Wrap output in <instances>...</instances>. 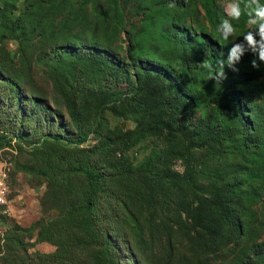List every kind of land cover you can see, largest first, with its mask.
I'll list each match as a JSON object with an SVG mask.
<instances>
[{
	"label": "rangeland",
	"instance_id": "obj_1",
	"mask_svg": "<svg viewBox=\"0 0 264 264\" xmlns=\"http://www.w3.org/2000/svg\"><path fill=\"white\" fill-rule=\"evenodd\" d=\"M30 1L0 0V132L9 136L0 146V171L6 170L8 184V202L0 205V234L14 224L29 226L40 218H54L60 210L84 199V177L48 180L43 173L46 162L32 150L41 144L43 135L59 134L60 130L68 139L66 131L73 132L64 103L68 90L85 84L126 87L108 73L114 68L105 70L100 65L103 60H95L99 55L123 66L140 58L154 72L166 70L169 79L177 88L187 90L195 104L174 129H161L134 148L118 151L117 164L120 168L129 163L139 166L152 155L161 159L164 168L183 175L187 167L181 155L190 147L187 157L195 172L193 185L182 180V185L170 188L165 183L161 192L165 196L150 201L142 197V193L151 194L150 185L137 174L128 178L132 195L119 206L127 215L124 262L264 264V62L258 61L259 68L252 67L256 56L249 51L236 65L238 71L219 64L227 59L232 44L249 30L246 15L231 21L236 33L225 41L218 27L229 19L224 11L227 0H209L219 22L216 27L207 18L206 0H34L36 6L27 12ZM247 2L240 0L242 8ZM18 18L23 33L13 29ZM207 38L220 43L222 57L201 69L186 71L184 58L194 54ZM223 70L224 79L213 78ZM128 73L134 78L132 68ZM232 88L245 106L249 136L235 134L230 140L216 142L196 135L190 145L187 136L191 130L181 133L185 127L235 130L236 123L220 104ZM90 118L94 122L93 115ZM22 121L27 122V129L21 126ZM104 125L126 132L134 129L136 122L107 110ZM103 144L101 135L92 133L81 146ZM218 190L228 194L231 216L239 222L241 233L228 245L204 246L194 240L186 213L193 201ZM35 250L53 252L56 246L40 242L30 251Z\"/></svg>",
	"mask_w": 264,
	"mask_h": 264
},
{
	"label": "trees",
	"instance_id": "obj_2",
	"mask_svg": "<svg viewBox=\"0 0 264 264\" xmlns=\"http://www.w3.org/2000/svg\"><path fill=\"white\" fill-rule=\"evenodd\" d=\"M31 1L28 2L27 12L36 6L34 0ZM204 7L210 24L216 27L219 22L213 4L206 0ZM13 25V29L23 33L20 18ZM197 46L196 52L182 62L188 72L201 69L205 63L223 55L220 43L213 38H207ZM98 57L96 61L106 62L100 63L105 70L108 67L116 70H109L108 73L117 78L118 83H125L126 87L114 89L85 84L68 90L64 94V103L72 120L73 132L66 131L68 139L60 130L59 134L43 135L39 138L41 144L32 150L36 158L46 162L47 168L43 173L48 180L65 182L72 177H84L87 183L84 199L60 210L54 218H40L29 226L14 224L0 234V264H126L123 245L127 241L123 224L127 215L122 214L119 206L132 195L128 178L137 174L150 185L148 191L151 194L142 193L147 201L160 195L164 197L161 192L165 183L170 188L182 185V180L193 185L195 170L190 169L187 157L190 147L185 148L181 155L187 167L183 175L169 167L164 168L161 159L152 155L146 156L139 166L129 163L120 168L117 164L120 160L117 159V152L122 148H134L147 135L178 126L180 118L193 110V97L187 90L177 88L166 70L154 72L149 69L144 59L135 58L123 66L105 61L100 55ZM131 68L134 78L128 73ZM220 104L223 112L236 123L235 130L215 131L207 125L185 127L181 133L191 130V136H187L190 145H193L196 135H200L203 141L216 142L230 140L235 134L249 136L245 106L236 89L225 93ZM107 110L123 118H132L136 127L124 132L119 127L112 130L105 126ZM55 117L58 119V114ZM26 125L27 122L22 121L21 126L27 129ZM92 133L101 135L105 144L93 148L81 146ZM17 134L20 135L19 132ZM8 137L0 132V146ZM229 199L226 192L218 190L208 198L199 197L188 207L186 215L191 221V232L195 233L194 240L199 244L228 245L238 238L241 228L231 216ZM40 242H50L56 250L31 252Z\"/></svg>",
	"mask_w": 264,
	"mask_h": 264
},
{
	"label": "clouds",
	"instance_id": "obj_3",
	"mask_svg": "<svg viewBox=\"0 0 264 264\" xmlns=\"http://www.w3.org/2000/svg\"><path fill=\"white\" fill-rule=\"evenodd\" d=\"M224 11L229 19H225L218 27V32L223 40L227 41L229 37L234 36L236 28L231 23L232 20L239 21L246 15V25L248 31L243 35V39L233 43L228 50L227 59L219 61V64L225 68V65L233 71H238L236 65L246 52H251L256 59L251 61L252 67L259 68V62H264V4L260 0H248L242 8L240 0H227L224 5ZM226 77L225 71H218L213 77L217 81Z\"/></svg>",
	"mask_w": 264,
	"mask_h": 264
},
{
	"label": "built area",
	"instance_id": "obj_4",
	"mask_svg": "<svg viewBox=\"0 0 264 264\" xmlns=\"http://www.w3.org/2000/svg\"><path fill=\"white\" fill-rule=\"evenodd\" d=\"M8 202V184L6 170L0 171V205Z\"/></svg>",
	"mask_w": 264,
	"mask_h": 264
},
{
	"label": "crops",
	"instance_id": "obj_5",
	"mask_svg": "<svg viewBox=\"0 0 264 264\" xmlns=\"http://www.w3.org/2000/svg\"><path fill=\"white\" fill-rule=\"evenodd\" d=\"M23 222V221H22Z\"/></svg>",
	"mask_w": 264,
	"mask_h": 264
}]
</instances>
